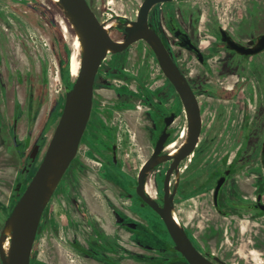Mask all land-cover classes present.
I'll return each mask as SVG.
<instances>
[{
    "label": "rangeland",
    "instance_id": "rangeland-1",
    "mask_svg": "<svg viewBox=\"0 0 264 264\" xmlns=\"http://www.w3.org/2000/svg\"><path fill=\"white\" fill-rule=\"evenodd\" d=\"M91 8L101 22L125 16L128 20L135 19L136 12L142 0H88ZM7 3V2H6ZM10 3V2H8ZM15 10L18 17L7 24L6 31H0L3 43L0 53V234L4 221L10 213L19 194L12 193L14 180L22 172L25 160L38 140H41L42 152L33 160V168L39 164L46 146L51 138L53 129L60 115L64 102L65 86L73 80L71 59L80 53L74 46L75 30L62 8L53 0H16L7 4ZM1 6V4H0ZM164 7L165 13L175 15L178 11L179 22L186 28L195 42H201L207 61L204 65L188 52H175L183 70L187 74L194 88L203 92V98H209V106H205L204 119H212L216 108L212 104V92L218 87L234 86L235 71L227 67V57L212 29L222 25L231 33L243 40L258 33H264V0H178L171 3L157 5L150 11L151 23L160 29L164 36L162 25H166V18L160 19L159 7ZM167 15V14H166ZM5 15L0 14L3 24ZM113 39H123L125 33L123 25L118 24L111 29ZM170 37H167L169 39ZM170 40L173 42L172 38ZM0 41V42H1ZM224 55V56H223ZM251 79L249 87L259 102L255 107L252 103V120L250 123V141L245 152L248 154H233L235 147L230 140L222 143H209L204 154H197L192 162H183L181 172L182 187L175 198L173 213L179 218L180 224H185L200 247L226 255L232 264H264V222H256L248 212H239L233 208L232 215L223 217L213 209L211 204V175L216 168H221V158L234 159L235 172L227 182L223 195L240 201L249 198L253 190L263 179L264 166L260 164L259 137L264 114V53L251 58ZM67 66L71 73L68 79ZM229 73V74H228ZM228 76L227 78L225 76ZM231 75V76H230ZM231 77V78H230ZM97 91L103 93L107 106L110 102L123 104L118 100L117 92L113 88H129L140 94L151 89L157 92V97H170L171 87L164 79L156 61L155 55L143 40L135 41L121 52L107 54L97 79ZM161 89V91H159ZM168 94V95H167ZM142 96V95H140ZM142 99V98H141ZM125 102V101H124ZM15 103L19 105V120L15 127V134L21 142L29 141V149L21 156L15 153L12 141V111ZM141 103L138 111L129 112L124 118L117 115V131L120 139L117 141L119 162L124 174L122 183L124 188L107 183L108 199L126 201L131 196L128 187L131 185L142 161L147 157L150 140L145 135L146 123L142 118L144 105ZM147 105V104H146ZM229 106V105H228ZM157 109V108H156ZM229 107L225 110L228 111ZM118 114V113H117ZM183 117L176 122L182 125ZM85 140L81 145L79 159L72 165V169L62 180L59 190L49 200L43 214L37 238L33 244L31 264H74L70 259L76 255L68 249V237L59 229L67 221L70 202L75 199L73 190L68 185L81 183L83 188L96 182L91 174L78 170L81 167L97 168L100 160L86 159ZM98 155V154H97ZM224 156V157H223ZM87 162L84 164L83 161ZM223 161V159H222ZM189 164L188 169L185 166ZM32 172L26 175L27 182ZM150 182L154 184L153 194L158 196L161 187L159 173L151 172ZM26 184V183H25ZM91 187V186H90ZM121 192V193H120ZM98 191H92L89 198H100ZM192 195V196H191ZM77 196V195H76ZM140 203V201H138ZM231 203V202H230ZM104 214L108 225L111 223L110 207H105ZM177 218V219H178ZM162 222L156 219L154 240L141 239L139 264H180L178 255L165 249L167 236L163 232ZM111 228H108L110 231ZM61 242L59 237H65ZM126 237V233H123ZM61 246V253L57 246ZM8 249L5 248V251ZM223 255V257H224ZM125 264H131L132 256L123 254ZM78 260L80 258H77ZM90 259H94L91 256ZM86 259H80L85 264ZM1 264V260H0Z\"/></svg>",
    "mask_w": 264,
    "mask_h": 264
},
{
    "label": "flooded vegetation",
    "instance_id": "flooded-vegetation-1",
    "mask_svg": "<svg viewBox=\"0 0 264 264\" xmlns=\"http://www.w3.org/2000/svg\"><path fill=\"white\" fill-rule=\"evenodd\" d=\"M15 1L16 0H0V4H1L0 14L5 15L4 21H6L3 24L0 23V31H6L8 29L7 24L10 25L12 21H15V19L18 17L17 12L11 8L12 6L8 7L7 5V4L9 5L13 4ZM86 1L89 4L88 0ZM173 1H178V0L160 2L153 5L148 13V24L159 35L170 57L177 65L180 72L182 73V75L188 82L189 86L191 87L197 99L199 105V112L201 116V128L197 142L195 143L193 150L186 157H184L179 161L177 165V169L176 170L174 169L171 172L169 178V193H172L173 190H175L173 196V208H174L175 198L182 187L181 172L184 171L182 169L183 162H187V161L192 162L193 158H196L197 154H204V152L209 149L207 146L209 143L212 142L222 143V140L232 141V145L233 147H235L233 150L234 151L233 154H237L240 152H242L240 154L249 153V152H245V150L247 149V144L251 139L250 123L252 120V115L254 113L252 110L251 100L255 102V107H257V104L259 102L258 98L255 96L256 94H253L248 84L252 76L250 73V68L252 63L251 58L263 54L264 50L249 55H246L243 52L256 49L257 48L256 38L264 33H258L254 36H251L243 40L240 36L234 35L229 30H227L226 27L222 25L214 26L211 34L215 35V37L218 39L221 48L224 51V55L225 57H227V61H228L227 67H229L230 69L232 68L235 71V73H233L235 76L234 78L235 80H234V86L218 87L214 90L215 93L212 92L211 95L212 104L214 105V108H216L217 110H215V114L213 115L212 119L206 120L204 119V109L205 106H209V98H203L202 96L203 92L198 91L194 88L193 84L191 83L187 74L185 73L181 64L179 63V60L176 58V54H175V52L177 51L175 50V48L179 49L180 51L188 52L199 62V64L204 65L207 61V58L205 55V51L201 46V42H195L190 32L186 28H184L183 25L179 22V19H177L178 17L177 10L175 11V15L173 16V14L165 13L166 9H164V7L162 6L159 7L158 10L161 9L159 13L160 19L163 18V16L166 18V25L165 24L162 25V28L164 29V33H165L164 36L161 33L160 29L155 27L150 20V11L152 9H154L157 5H161L164 3H171ZM137 12H136V16H137ZM132 20H128L125 16H117L116 19H112L104 23L106 27H109L108 32L110 36H111V29L118 24L123 25V31L126 35V32L124 30V22L132 21ZM111 21H113V23L108 25ZM178 36L180 37L185 36L187 39H189V41L199 50V53L202 57L201 61L198 59L197 53H195L193 50L187 47H183L180 44ZM167 37L172 38L173 42L170 40V38L167 39ZM118 40H122V39H118ZM229 40L233 41V43H236L237 47L235 48L229 47L228 46ZM2 45L3 43L1 41L0 53H1ZM106 57L102 59L94 78L91 111L86 127L80 139L77 152L73 157V159L71 160L66 171L64 172L59 183L57 184L50 199L59 190L62 180L66 177L68 172H70V169L73 170L71 167L74 163L77 162V160L80 157L79 152L84 140L87 148L85 152L88 155V157L85 156V158L89 160H93L94 157H96L100 160V164L97 168L81 167L78 168V170L79 171L84 170V172L91 174L94 178H90V179L95 180L96 182L91 183L90 185L91 187L89 186V184L85 185L84 186L85 188H83V185L81 186V183L78 182H74L72 184L70 183L67 186L70 191L75 190L74 191L75 193H73L75 194L73 195L75 196V199H73L72 202H70L68 208V214H67V221L65 225L64 226L59 225L56 228V232H58L59 234V229H62L63 233L67 235L69 240L67 244L68 249L71 251V253L76 255L75 258L70 259V262H73L74 264H83L80 263V259H83V261L84 259H86L85 264H125L123 257L124 253L130 254L132 256L133 262L131 264H139V254L144 253V251L141 249L142 244L140 240L141 239L154 240L156 219H159L163 224L162 225L163 232L167 236L165 249L168 252L177 254L179 257L178 260L180 264H188L184 256L173 248L174 243L171 237L169 236L165 228V225L162 219L160 218V216L158 215V213L152 207H150L145 201H143V199H141V197L136 192L137 178L139 171L146 162V160L153 154L156 141L158 140L162 132L165 131L167 133V137L165 140L164 147L160 151V154H169V155L176 154L180 149V147L186 142V139L188 137V116L186 110L182 104L178 92L174 88L171 81L165 76V74L161 70L156 56L155 58L161 70V73L164 79L168 82V84L171 87L170 97L167 98V100L165 101L163 100L165 98V95H163L164 97L160 96L159 98L157 97V92L154 93L153 91L155 90L153 89H151V91L145 90L144 91L145 94L143 93L140 94V92L136 89H134L132 92L130 91L129 88L127 89L120 86L119 88H113V91L117 92V97L115 98L117 100L118 98H120L123 104L122 103L119 104V102L115 101V102H110L109 106H107L108 103H106V101L103 102V100L98 99V97L103 98L104 95L103 93L97 91V85H96L100 73V69ZM73 59L74 58L71 59V63ZM79 63H80V57H79ZM68 70H69V66H68ZM73 75H74L73 80L70 83L68 80L67 85L65 86V90L67 87H70L73 84L77 73ZM70 77H71V73L69 70V78ZM225 77L227 78L228 76L226 75ZM159 91H161V89H159ZM64 100H65V95H64ZM145 100L147 101L146 103L147 105L145 104L144 105L145 107L142 110L143 111L142 118L146 123V128L144 131L146 137H148V140H150V137H152L151 141H149L150 147L148 148V152L145 153L148 155L140 164L137 173L134 176V180H132L131 185L128 187V190H126L131 194V196L127 198L126 201H121L119 199L114 200L111 198L108 199L109 193L106 192L108 186H106L107 183H104L103 181L105 182L110 181V184L118 186L117 188L121 190L122 188L125 189L122 183L124 174L120 168L119 154H118L119 146L117 141L120 139V137L117 131L118 123L116 121L117 120L116 116L122 115L124 118H126V116L130 114L129 112L138 111L139 108L141 107V103H143V101ZM63 105H62V109H63ZM227 107H229L228 111L225 110V108L227 109ZM171 114H174V117L171 120V122L165 127L164 120L166 117L170 116ZM18 117H19V105L18 103H15L12 111L11 133H12V141L14 143L15 153L17 154V156L21 157L29 149L30 144H28L29 141H26L25 143L21 142L20 140H18L15 134V127L19 120ZM59 117L57 119L55 127L58 123ZM180 117H183L182 125L177 127L176 122L179 120ZM115 118L116 120H114ZM263 138H264V114H263V123L260 131V137H259V152H260L259 154H260L261 166H264V162L261 160ZM40 141L41 140H38L36 144L32 147V150L29 152V155L25 160V164L24 167L22 168V172L14 180L12 193L19 194L17 199L21 195L22 191L28 184L29 180L31 179L32 175L34 174V172L36 171L39 165L38 164L36 168L32 170L33 160H35L38 154L42 152V145ZM171 144H173L174 146L176 145L175 146L177 148L176 152H173L174 150H170L167 148ZM93 155L95 156L93 157ZM234 159L235 158L233 159L221 158V164L223 162L224 165L221 166V168H216L211 175L212 207L217 212V214L223 217H228L232 215V210L231 208H229L230 206H232L233 208L240 209L239 210L240 213L243 211L248 212V215L252 217L256 222L263 223L264 209L262 208L261 205H264V191L262 190L263 188L262 178L259 179V184L253 190L252 194L249 195V198L247 200L243 198V200L237 201L232 198L233 195H230L228 197L223 195V191L225 189V186L227 185V182L232 178L235 172ZM29 161L30 164H28ZM83 162L84 164H87L86 160ZM171 162L172 159L160 162L159 164L153 166L149 171H147V174L145 176V183L143 188L144 193L148 195L151 199L156 200L159 205H162L163 202V192H164L163 181L166 171L169 168ZM188 167L189 164L185 166V169H188ZM155 171L159 173V175L161 176V180H160L161 187L158 196H154L153 194L154 183L152 181L150 182L149 180L150 173ZM31 172L32 175L30 179L26 182L25 181L26 175ZM223 174L225 175V180L223 181L221 187L219 188V192L217 194V200H216L217 203L215 204L213 201L214 187L216 185L217 180ZM21 175H24L21 188L20 190H15V187L17 186ZM92 191H98L99 193L98 195L100 196V198L98 199L89 198L88 196L89 194H92ZM17 199L15 200V202L17 201ZM138 201H140V203ZM46 207L44 208V211L41 215L35 239L37 238L39 227ZM105 207H110L112 213L113 220L111 219L110 225L107 224L109 220H107V217L104 214V212H106V209H104ZM174 214L175 213H173V215ZM177 220H179V218ZM177 222L180 224V221ZM108 228H111V230L108 231ZM183 228L186 231L193 245L209 261H211L214 264H223V263L232 264L228 261V257L226 259L225 257L226 255L224 254L219 255L215 252L205 249L204 247H200L194 240L193 236L190 233V230L185 224H183ZM124 232L126 233V237L123 236ZM59 239H60V243L66 242V236L59 237ZM61 240H63V242H61ZM32 250H33V246H32ZM61 250L62 247L58 245L57 251L61 253ZM91 256H93L94 259H90ZM77 258L80 259L78 260ZM30 264H31V255H30ZM56 264H61V262L57 260ZM159 264H164V262L163 263L159 262Z\"/></svg>",
    "mask_w": 264,
    "mask_h": 264
},
{
    "label": "water",
    "instance_id": "water-1",
    "mask_svg": "<svg viewBox=\"0 0 264 264\" xmlns=\"http://www.w3.org/2000/svg\"><path fill=\"white\" fill-rule=\"evenodd\" d=\"M167 1L172 0H143L139 6L136 19L124 22L126 35L122 40H114L110 36L104 23L99 21L86 0L56 1L71 22L80 41L79 69L73 84L65 90L63 109L44 156L4 221L0 234L1 264H30L31 250L41 215L57 184L75 156L89 119L93 83L98 67L109 52H121L140 39L146 41L150 46L161 70L171 81L181 98L188 116V137L176 154H160L167 137V133L162 132L156 141L153 154L139 171L136 192L143 201L158 213L174 243L173 248L184 256L188 264H214L197 250L183 226L175 219L173 215L175 190L169 193L171 172L177 169L181 159L191 153L197 142L201 128V116L197 99L191 87L170 57L159 35L148 24V13L151 7L157 3ZM127 22H129V25H127ZM178 37L180 44L197 53V57L201 61L202 57L199 50L189 39L185 36ZM256 40L257 48L245 51L244 54L249 55L264 50V34L259 35ZM228 46L235 48L237 44L229 40ZM173 117L174 114H171L165 118V127ZM169 159H172V162L164 177L163 202L162 205H159L156 200L151 199L144 193L145 176L153 166ZM261 160L264 162V138ZM28 164H30V161ZM23 178L24 175H21L15 190H20ZM224 180L225 175L223 174L214 187L213 201L215 204L217 203L219 188ZM261 206L264 209V205ZM7 228L10 230V236L8 238V249L5 251L3 244L7 239L5 235Z\"/></svg>",
    "mask_w": 264,
    "mask_h": 264
},
{
    "label": "bare ground",
    "instance_id": "bare-ground-1",
    "mask_svg": "<svg viewBox=\"0 0 264 264\" xmlns=\"http://www.w3.org/2000/svg\"><path fill=\"white\" fill-rule=\"evenodd\" d=\"M54 2L58 1V0H53ZM113 21H111L108 25L112 24ZM127 25H129V23H127ZM104 26L105 28L109 31V27H106L105 23H104ZM74 45H75V48L76 50L78 51V53H80L81 51V44H80V41L78 39V37L76 36L75 40H74ZM78 67H79V60L77 57H75L73 60H72V63H71V70H72V73L73 74H76L77 73V70H78ZM182 139V138H181ZM175 143V142H174ZM176 146V145H175ZM173 144L169 145L167 148L170 149V150H174L173 152H176L177 151V148L175 147ZM176 148V149H175ZM174 217L175 219L177 220V216L174 214ZM179 221V220H177ZM5 235L7 236V239L4 241V248H7L8 247V243H9V236H10V230L7 228L6 229V233Z\"/></svg>",
    "mask_w": 264,
    "mask_h": 264
},
{
    "label": "trees",
    "instance_id": "trees-1",
    "mask_svg": "<svg viewBox=\"0 0 264 264\" xmlns=\"http://www.w3.org/2000/svg\"><path fill=\"white\" fill-rule=\"evenodd\" d=\"M66 69H67V72H66V73H67V75H68V78H69V70H68V66H67V68H66Z\"/></svg>",
    "mask_w": 264,
    "mask_h": 264
}]
</instances>
